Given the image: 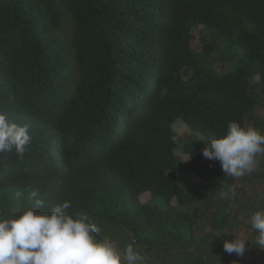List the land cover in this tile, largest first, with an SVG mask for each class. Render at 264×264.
<instances>
[{
    "label": "trees",
    "instance_id": "1",
    "mask_svg": "<svg viewBox=\"0 0 264 264\" xmlns=\"http://www.w3.org/2000/svg\"><path fill=\"white\" fill-rule=\"evenodd\" d=\"M196 25L205 28L200 52ZM208 31L239 50L235 67L206 63L215 46L204 40ZM263 98L264 0H0V112L29 125L31 136L23 159L0 153V191L23 196L20 208L3 200L0 218L70 201V213L86 216L98 238L115 239L121 250L132 244L140 255H176L178 264H225L236 254L187 250L197 238L186 206L235 185L202 150L229 121L246 126ZM177 118L202 137L177 144ZM255 123L264 128V117ZM226 212L219 200L214 221L227 223Z\"/></svg>",
    "mask_w": 264,
    "mask_h": 264
},
{
    "label": "clouds",
    "instance_id": "2",
    "mask_svg": "<svg viewBox=\"0 0 264 264\" xmlns=\"http://www.w3.org/2000/svg\"><path fill=\"white\" fill-rule=\"evenodd\" d=\"M71 78V69L69 71ZM31 140L29 125L11 122L0 112V153L15 151L23 159ZM208 160L219 161L225 177L241 178L251 173L264 155V133L255 126L229 121L226 133L210 138L202 150ZM221 200L235 197V187L217 193ZM36 197L37 192L33 191ZM42 208V200L35 201ZM63 201L49 210L28 208L12 218H0V264H141L142 257L132 244L122 250L115 239H100V228L86 216L68 210ZM251 227L264 248V209L255 211ZM235 237V236H234ZM247 239L235 237L223 244L226 253L242 255Z\"/></svg>",
    "mask_w": 264,
    "mask_h": 264
},
{
    "label": "rangeland",
    "instance_id": "3",
    "mask_svg": "<svg viewBox=\"0 0 264 264\" xmlns=\"http://www.w3.org/2000/svg\"><path fill=\"white\" fill-rule=\"evenodd\" d=\"M205 28L202 25H196L192 28V33L194 35L193 48L200 52L203 47V32ZM63 36L66 40V46L69 48V38H70V26L66 24V27L63 31ZM215 33L208 31V34L205 36L206 43L214 44L213 52L208 56L206 63L211 62L214 64V60L217 62L216 68L218 70L222 69L221 64H227L225 68L231 69L235 67L237 59L239 58L240 52L234 46H230L227 41L223 39L216 38ZM72 52L74 50L72 48ZM224 57L227 58L226 62H222ZM214 58V59H213ZM68 59L71 61V78L74 80L71 81L69 76V62L64 72V77L67 81V87L71 92L76 84L77 74L74 69L75 60H72L71 52L69 50ZM74 62V63H73ZM256 78L254 79V81ZM255 87L254 89H256ZM264 117V98L262 103H260L254 111L251 113V116L246 122L247 125L255 126L257 129L264 133V128H261L259 125H256L255 119L259 120ZM172 128L176 132V141L177 144H180L182 140H188L196 137H202V135L195 133L190 130L184 121L180 118L175 119L172 123ZM176 156L181 165H186L188 162V155L183 153L178 147L175 149ZM258 164L254 170L246 174L241 178H236L235 181V192L236 195L231 200H221L217 193L220 191H228L230 188H224L222 186H215L214 189L203 198L196 199L194 202L186 206L187 213L191 217L192 221V231L194 232L197 240L192 242L187 250H190L195 247L205 246L210 250H214L216 255H220L219 250L223 248V244L226 240H232L235 237L240 239H247L245 242V250L242 255H237L224 260L225 264H264V248H261L256 242L258 233L254 231L251 227L250 218L251 215L258 210L264 209V155L258 156ZM180 180V183L187 189L189 181ZM193 180H197L196 177H193ZM190 186V185H189ZM29 196V195H28ZM150 197L149 192H143L139 196L141 201H147ZM6 202V206L10 208H20L22 206L23 196H21L20 191H15L11 188L0 191V204ZM221 200L227 208V223L217 224L214 221V215L212 214L213 209L215 208L217 202ZM174 203V200H172ZM183 231V230H182ZM181 231V232H182ZM171 234H174V230L170 231ZM213 234L215 238L204 241L202 240L205 237V234ZM235 236V237H234ZM219 241H222L219 245ZM159 254V253H158ZM156 252L151 250V254L141 253V257L146 261H152L154 264H178L174 256L163 255V259L159 258ZM211 262H213L211 260Z\"/></svg>",
    "mask_w": 264,
    "mask_h": 264
}]
</instances>
